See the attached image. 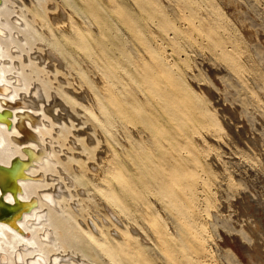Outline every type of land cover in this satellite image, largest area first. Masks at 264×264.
Wrapping results in <instances>:
<instances>
[{"label": "rangeland", "instance_id": "1", "mask_svg": "<svg viewBox=\"0 0 264 264\" xmlns=\"http://www.w3.org/2000/svg\"><path fill=\"white\" fill-rule=\"evenodd\" d=\"M18 1L23 7L31 0ZM55 1L70 19L85 22L83 38L74 39L79 46L43 25L35 38L59 52L48 49L100 117L102 76L116 81L109 109L116 130L98 133L119 168L110 178L104 161L98 174L117 192L110 198L81 180L86 211L106 218L104 206L111 205L147 240L103 247L82 240V252L94 264H196L191 254L198 249L206 264H264V255L253 257L264 253V0ZM57 107L72 115L67 125L76 136L69 137L80 157L76 137L86 139L89 128L93 145L95 120L64 102ZM57 154L71 156L59 146ZM60 171L61 190H76ZM187 217L198 220V237L186 229Z\"/></svg>", "mask_w": 264, "mask_h": 264}, {"label": "bare ground", "instance_id": "2", "mask_svg": "<svg viewBox=\"0 0 264 264\" xmlns=\"http://www.w3.org/2000/svg\"><path fill=\"white\" fill-rule=\"evenodd\" d=\"M18 2L0 0V170L4 172L0 182L8 190L2 194L0 189V201L12 209L10 216L0 219V264H94L78 246L82 240L98 247L109 243L121 246L126 238L140 246L146 245L147 240L141 235L143 230L127 223L111 205L104 206L108 225L102 215L87 213L83 192L78 189L84 180L97 185L110 198L117 192L107 177L102 179L104 183L99 182L98 174L104 161L110 178H116L119 168L115 164L117 154L108 156L104 140L100 138L103 134L111 136L112 127L116 130L117 119L109 111L116 105V81L102 76L99 87L102 95L96 98L100 117L82 84L76 85L75 78L67 77L62 62L48 49L59 52L49 45L44 48L35 38L37 27L43 25L59 30L69 44H75L76 37L83 38L85 22L83 26V21L70 19L63 11L65 5L55 0H31L29 6L23 7ZM65 66L71 70L67 62ZM96 68L102 70L99 66ZM63 102L78 117L83 119L90 113L95 120L94 131L90 129L95 138L93 145H90L89 128H86V139L76 137L82 145L77 153L80 157H76L69 137V134L75 135L67 125L72 115L58 113L57 106L61 107ZM141 137L138 133L132 139ZM58 146L63 153L68 150L71 156L62 160L57 154ZM60 170L72 176L76 190H69V194L59 186V179L66 180ZM247 202L250 201L247 199ZM183 223L190 234L194 228V235L198 237V220L187 217ZM255 228L258 230V226ZM254 254L247 257L260 259L264 255L258 250ZM191 258L196 264L209 261L200 249L194 250Z\"/></svg>", "mask_w": 264, "mask_h": 264}, {"label": "water", "instance_id": "3", "mask_svg": "<svg viewBox=\"0 0 264 264\" xmlns=\"http://www.w3.org/2000/svg\"><path fill=\"white\" fill-rule=\"evenodd\" d=\"M4 105H7V104H4ZM23 116H25V115L23 114ZM3 174H4V172L0 170V178H1V176H3ZM0 189H1L2 194L8 191L2 185L1 182H0ZM11 214H12V209H10L9 207H6L5 204L0 201V219H3L4 217L10 216Z\"/></svg>", "mask_w": 264, "mask_h": 264}]
</instances>
